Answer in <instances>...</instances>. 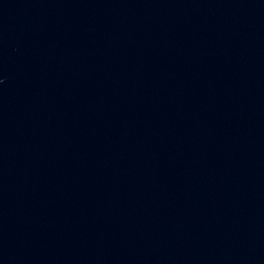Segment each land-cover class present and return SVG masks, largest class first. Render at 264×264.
<instances>
[{"label":"water","instance_id":"95a60500","mask_svg":"<svg viewBox=\"0 0 264 264\" xmlns=\"http://www.w3.org/2000/svg\"><path fill=\"white\" fill-rule=\"evenodd\" d=\"M0 264H264V0H0Z\"/></svg>","mask_w":264,"mask_h":264}]
</instances>
